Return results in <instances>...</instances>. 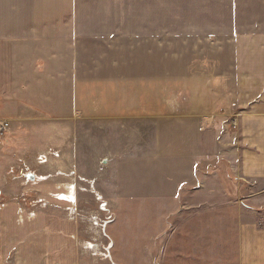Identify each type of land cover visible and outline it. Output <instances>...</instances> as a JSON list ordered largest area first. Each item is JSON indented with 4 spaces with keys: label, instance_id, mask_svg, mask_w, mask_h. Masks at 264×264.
<instances>
[{
    "label": "rangeland",
    "instance_id": "374dc122",
    "mask_svg": "<svg viewBox=\"0 0 264 264\" xmlns=\"http://www.w3.org/2000/svg\"><path fill=\"white\" fill-rule=\"evenodd\" d=\"M105 1L75 0V10L95 17ZM120 1L138 19L123 17L120 33L109 37L119 49L90 52V59L121 66L77 68V92L82 97L87 83L90 95L83 102L97 103L100 93L116 116L103 119L97 106L86 114L80 99L73 114L20 117L12 131L0 99V118L10 125L0 136V189L10 184L2 198L23 205L27 231L26 259L18 261L12 249L0 264H239L241 201L208 177L217 168L205 160L213 155L209 146L198 160L197 185L189 180L196 164L183 162L176 146L179 136L193 143L195 121L184 109L200 108L196 99L213 97L212 85L226 81L229 33L256 27L263 0ZM17 4L9 3L10 12ZM92 22L89 35L92 29L91 37L107 38L100 21ZM146 98L153 113H139ZM132 107L138 116H130ZM240 115L223 117L221 135L239 129ZM204 130L200 136L209 140ZM34 229L36 242L29 243Z\"/></svg>",
    "mask_w": 264,
    "mask_h": 264
},
{
    "label": "crops",
    "instance_id": "0c3cea01",
    "mask_svg": "<svg viewBox=\"0 0 264 264\" xmlns=\"http://www.w3.org/2000/svg\"><path fill=\"white\" fill-rule=\"evenodd\" d=\"M9 3H18L12 12ZM98 9L99 15L93 17L76 11L75 0H0L1 116L13 121L12 131L24 122L20 117L73 114L80 99L86 114H89L87 109L94 106L103 119L118 114L116 109L109 108L110 104L104 102L100 93L97 103L83 102L90 95L85 90L87 83H83L82 97L77 92L81 81L77 68L92 62L98 63L96 67L121 66L114 60H108L107 65L106 58L90 59V52L119 49L109 37L120 33L117 27L123 25V17L132 22L138 19V14L128 8L123 11L120 0L102 2ZM257 18L256 27L229 33L235 37L229 42L226 81L219 79L212 85L209 91L214 93L213 97L196 99L200 108L194 103L193 108L184 109V116L195 121L194 130L196 134L199 132V137L194 132L192 143L179 136L176 146L182 149L178 156L184 158L183 162L192 159L196 164L193 177L189 179L195 185L199 171H203L198 160L202 149L209 146L213 155L205 160L217 168L208 177L221 187L229 200L241 201L239 264H264V0L258 4ZM94 20L100 21L104 31L101 35L107 38L91 37L96 35L92 29L89 35ZM150 101L146 98V107ZM151 106L139 113L149 114L150 110L153 113L154 103L151 102ZM137 110L132 107L130 116H138ZM161 110L164 112L163 101ZM115 111L116 115L112 113ZM238 113L241 114L239 129L221 135L223 117L231 118ZM204 115L210 117L203 120ZM204 128L211 131L206 135L209 140H204L205 135L200 136ZM186 130V126L182 127L181 132ZM1 178L4 181L3 171H0V181ZM37 178L47 180H41L40 175ZM4 185L7 189H0V260L6 261L12 249L18 253V261L25 260L26 254L20 253L26 251V210L19 201L4 202L2 197L10 195V184ZM28 235L31 236L28 242L35 243L36 239L31 240L37 235L35 229L28 231ZM30 251L35 255L36 247H31Z\"/></svg>",
    "mask_w": 264,
    "mask_h": 264
},
{
    "label": "built area",
    "instance_id": "2783aa9c",
    "mask_svg": "<svg viewBox=\"0 0 264 264\" xmlns=\"http://www.w3.org/2000/svg\"><path fill=\"white\" fill-rule=\"evenodd\" d=\"M9 122L0 118V136L3 137L9 131Z\"/></svg>",
    "mask_w": 264,
    "mask_h": 264
},
{
    "label": "bare ground",
    "instance_id": "6f19581e",
    "mask_svg": "<svg viewBox=\"0 0 264 264\" xmlns=\"http://www.w3.org/2000/svg\"><path fill=\"white\" fill-rule=\"evenodd\" d=\"M28 175H29V179H30L32 174H28ZM31 180H32V181H35V180L37 181L38 178H37V176L34 175V176H33V179H31Z\"/></svg>",
    "mask_w": 264,
    "mask_h": 264
},
{
    "label": "water",
    "instance_id": "95a60500",
    "mask_svg": "<svg viewBox=\"0 0 264 264\" xmlns=\"http://www.w3.org/2000/svg\"><path fill=\"white\" fill-rule=\"evenodd\" d=\"M30 179H33V175H31V178Z\"/></svg>",
    "mask_w": 264,
    "mask_h": 264
}]
</instances>
